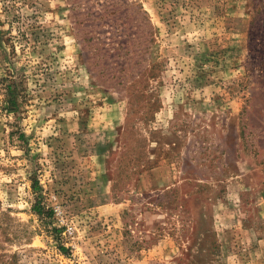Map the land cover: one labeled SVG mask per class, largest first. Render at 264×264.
I'll use <instances>...</instances> for the list:
<instances>
[{
  "label": "rangeland",
  "instance_id": "1",
  "mask_svg": "<svg viewBox=\"0 0 264 264\" xmlns=\"http://www.w3.org/2000/svg\"><path fill=\"white\" fill-rule=\"evenodd\" d=\"M0 264H264V0H0Z\"/></svg>",
  "mask_w": 264,
  "mask_h": 264
},
{
  "label": "trees",
  "instance_id": "2",
  "mask_svg": "<svg viewBox=\"0 0 264 264\" xmlns=\"http://www.w3.org/2000/svg\"><path fill=\"white\" fill-rule=\"evenodd\" d=\"M116 49L120 50V52L117 54V56H125V51L127 48L126 46L119 45ZM135 56V55H134ZM134 56L130 57L131 59L135 58ZM137 57V56H136ZM138 60H134L133 63H137ZM121 71V70H119ZM109 78H113V74H108ZM7 93H6V99H5V110L6 111H14L17 107V92H16V86L12 85L11 83L6 86ZM38 212H41L40 210H37Z\"/></svg>",
  "mask_w": 264,
  "mask_h": 264
}]
</instances>
